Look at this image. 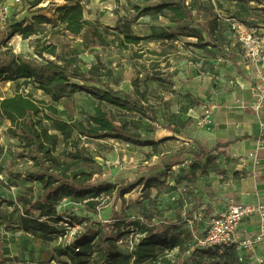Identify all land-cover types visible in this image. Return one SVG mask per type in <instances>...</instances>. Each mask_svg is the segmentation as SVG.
Instances as JSON below:
<instances>
[{
  "label": "rangeland",
  "instance_id": "1",
  "mask_svg": "<svg viewBox=\"0 0 264 264\" xmlns=\"http://www.w3.org/2000/svg\"><path fill=\"white\" fill-rule=\"evenodd\" d=\"M33 1L0 0V11L8 5V13L0 16V60L6 58L5 52L9 51L38 65L53 56L45 53L41 57L35 49L54 43L59 59L79 63L96 80L89 85L124 91L132 97L139 95L150 113L142 117L140 129L133 131L136 133L135 140L89 138L74 132L70 143L66 144L60 137L55 153L62 161L72 163L73 169L91 173L94 180H107L117 187L130 183L134 187L120 198H116L114 191H105L92 198L98 202L95 209H89L86 201L62 196L57 204L58 212L75 219L57 224L64 231L57 234L28 232L18 226L21 198L28 196L25 188L32 187L39 196L42 185L24 175L33 162L23 156L24 142L13 131L11 121L0 117V196L5 200L0 208V264H73L67 255L59 256L54 248L70 243L74 231L84 229L87 224L113 235L124 233L119 242L108 241L107 244L130 253L136 241L143 236L139 228L130 223L147 227L172 225V232L180 234L181 242L173 249L166 244L158 248L161 257L169 260L167 264H225L219 258V252L201 249L196 242L207 228L210 213L216 211L214 207L228 203L227 184L231 178H237L227 166L226 159L215 152H211L208 159L198 163L194 161L193 153L197 150L195 143L201 142L195 136L201 127L198 120L204 114L201 105L210 103L208 98L199 97L200 92L204 91L202 83L208 69V65L205 62L202 64V61L209 58L214 41L205 33L203 41L181 36L159 43L147 37L139 44L130 43L125 47L122 44L125 34L111 27L118 25L120 20L130 22L125 33H143L144 36L164 31L172 25L154 9L146 10L144 17L136 22L138 12L129 8L131 2L139 3L141 8H150L177 0H145V3H142L143 0H89L83 2L87 19L100 24L101 31L112 41L105 47L93 48L84 42L82 36H70L58 25L56 7L67 3L66 0H43L38 5H34ZM235 1L217 0L215 5L212 0H191L190 4L196 9L197 18L212 21L218 43L222 42L225 46L233 43L234 49H237L235 57H244L248 65H252V72H243L251 76L256 68L252 60L246 57L247 49L239 41L234 21H248L264 36V30H259L264 24V0ZM200 7L203 9L198 13ZM163 13H169V10L164 9ZM34 15H46L52 18V22L37 23ZM22 20L26 21L24 25L33 24L35 33L29 38H23L20 33L11 36V25ZM193 27L201 29V22L193 23ZM174 63L180 66V70L187 69L191 91L186 90L182 94L180 88L168 90L169 83L172 82V88L173 82H182L180 79H170L169 75H165L167 70L163 71ZM22 81L18 80L19 83ZM18 82L0 81V98L12 96L18 90L25 94L31 92L36 99L51 101L35 84L17 88ZM163 92L172 93L170 100L165 98V94H159ZM169 101L179 108L171 111ZM54 104L59 108L58 116L68 121H86L88 113L93 112L99 104L104 110L115 113L118 120L127 123L129 128V122L141 115L137 110L130 109L134 107L130 99L126 101L129 108L117 107L101 101L88 90H80ZM185 104L186 111L183 110ZM193 108L198 109L193 111ZM46 123L50 125V122ZM75 142L83 159L70 155L75 151ZM203 144L208 147L206 142ZM181 152L184 153L182 160ZM172 161L182 162L169 167ZM200 211L201 219L190 217V213L194 215Z\"/></svg>",
  "mask_w": 264,
  "mask_h": 264
},
{
  "label": "trees",
  "instance_id": "2",
  "mask_svg": "<svg viewBox=\"0 0 264 264\" xmlns=\"http://www.w3.org/2000/svg\"><path fill=\"white\" fill-rule=\"evenodd\" d=\"M42 1L34 0L33 4L38 5ZM66 1L67 3L56 7V19L58 25L64 29V33L74 37L82 36L84 42L93 48L111 44L112 41L101 31L100 24L86 18L84 0ZM132 8L138 12L136 17L141 16L146 10L154 9L167 17L172 25L167 30L154 32L148 36L122 31L125 34L122 43L125 47L130 43L139 44L147 37L153 40H169L188 36L203 41L204 32H206L210 40L214 38L212 21L208 20L207 24L201 25V29L191 26L195 21L194 8L183 0L156 4L154 7L146 9L133 4ZM164 9H168L169 13H163ZM34 20L37 23L52 22V18L46 15H34ZM25 22L22 20L12 24L10 35L20 33L23 38L32 36L35 33L34 25L31 23L24 25ZM244 22L248 25L251 24L248 21ZM35 51L41 57L48 53L53 58H46L45 62L35 65L6 51L7 57L0 60V81L18 82L19 79H23L21 83H16L17 88L29 83L35 84L38 89L49 96L52 102L36 99L31 92L25 94L17 90L12 96L0 98V117L11 121L14 127L13 131L24 142L23 156L33 162L31 168L25 170L24 175L31 180L39 181L42 185L39 196L36 195L32 187L25 188L28 196L21 198L22 206L18 226L28 232L57 234L64 232L63 229L57 227V224L64 220L70 222L74 218L66 217L58 212L57 204L62 196H72L75 201H86L89 209H95L98 202L92 198L105 191H114L116 198H120L134 187L133 183L117 187L107 180H94L91 173L73 169L72 163L62 161L55 153L60 137L66 144L70 143L74 132H77L78 136L89 138L115 137L135 140L136 133L133 131L140 129L142 117L147 116L150 109L142 104L139 95L132 97L124 91L101 89L89 85L96 80L90 77L79 63L59 59L56 44L48 43L37 47ZM80 82L84 84H80ZM80 90H88L101 101L117 107L129 108L126 101L130 99L134 105L130 109L137 110L141 115L129 122L131 128L127 127V123L120 122L115 113L104 110L100 104L95 107L93 112L88 113L86 121H68L60 118L58 116L59 108L54 102H59L64 97H71ZM46 121L50 122V125ZM228 144L230 143L218 146ZM74 146L75 151L70 154L72 158L83 159V156L78 153L76 142ZM1 148L0 143V150ZM195 148L197 150L193 154L194 161L197 163L205 158L208 159L212 152L199 142L195 143ZM183 154L181 152L180 160H182ZM180 162L182 161H172L169 163V167ZM4 202L5 200L0 196V208ZM190 217H192L191 213ZM130 224L135 225L143 233L130 253L114 249L107 244L108 241H119L124 233L118 232L113 235L103 232L102 229H95L88 224L74 235L70 243L59 244L55 246L54 250L59 256L67 255L73 264H167L169 260L161 257L158 248L166 244L170 249H173L181 242L180 234L172 232V225L147 227L140 223ZM206 250L219 252V258L225 264H243L238 259L239 252L235 245L227 246L223 251L212 248ZM95 253L96 257L93 256Z\"/></svg>",
  "mask_w": 264,
  "mask_h": 264
},
{
  "label": "crops",
  "instance_id": "3",
  "mask_svg": "<svg viewBox=\"0 0 264 264\" xmlns=\"http://www.w3.org/2000/svg\"><path fill=\"white\" fill-rule=\"evenodd\" d=\"M86 1L89 0H84V2ZM183 1L187 5L191 2V0ZM201 1L205 2V0ZM212 1L217 5V0ZM231 1L236 2L235 0ZM145 2L146 1L143 0L142 3ZM133 4L139 5V3L131 2L130 7H128L132 9L131 7ZM202 9L203 8L200 7L197 12L201 13ZM217 10L221 11L219 8ZM195 11L196 9L194 8L195 21L193 23L199 21L201 22V25L207 24L208 20L197 18ZM127 12L130 14V11ZM143 17L144 13L136 18V22ZM134 20L135 19H133V21ZM193 23L191 26H193ZM129 26V20H120L118 25L111 27L124 32L129 29ZM261 27L262 28L259 30H264V24ZM205 33L206 32H204V34ZM139 35L144 36L143 33H140ZM212 40L215 45L212 47L213 51H209V58L202 61V64L205 62V64L208 65V69L206 77L204 78L205 80L202 83L204 91L200 92L199 97L208 98L210 101L209 105H214L215 110L213 111L210 122L203 127H199L195 136L201 141L199 143L204 147L205 145L203 143L206 142L208 146L207 149H210L212 152L225 158L227 166L234 172V175H236L237 178H231V181L227 184V190L229 191L228 203H226L225 206L221 205L220 207L216 205L214 207L216 211L210 213L209 216H212L217 211L225 209L233 203L244 205L257 203L264 204V146L258 151V157L256 160L249 156V152L257 150L258 143L261 140L264 141V108L258 113L251 108L252 96L250 88L253 85L256 71L255 73L253 72L255 76L254 74L252 75V73L251 76L247 73H243L244 71L252 72V65H248L244 57H240V59L235 57L234 54H236L237 49H234L233 43L232 45L227 46L222 42L218 43L215 35ZM157 42L160 43L165 41L157 40ZM225 51L229 53H226ZM179 67L180 66H177L174 63L168 65L163 71L167 70L165 71V75H169L170 79H180L182 81V84L173 82L172 88L170 87L172 82L169 83L168 90L180 88V93L184 94L187 91H191L189 89L190 83H188L189 75L187 69L180 70ZM159 94L165 93L163 92ZM165 95V98H169L170 100L172 93L170 95V92H168V94ZM210 99H212V101ZM168 105L170 106L171 111H175L179 108L176 103H170V101ZM203 106L204 105H201L202 111ZM186 109L187 106L185 104L183 110L186 111ZM193 109H195L193 111H196L198 108ZM189 110H192V108H189ZM189 141H191V139ZM223 143L230 144L221 147L218 146ZM226 197L227 196H223V198ZM257 222L256 216L244 219L238 228L239 236L242 238L250 236L257 228ZM263 252L264 246H260L258 253Z\"/></svg>",
  "mask_w": 264,
  "mask_h": 264
},
{
  "label": "built area",
  "instance_id": "4",
  "mask_svg": "<svg viewBox=\"0 0 264 264\" xmlns=\"http://www.w3.org/2000/svg\"><path fill=\"white\" fill-rule=\"evenodd\" d=\"M21 2V0H14ZM8 13V5L2 7L0 16ZM239 41L247 49L246 57L251 59L256 68V76L250 88L252 103L251 108L259 112L264 108V36L259 34L256 27L235 20ZM204 114L198 124L203 127L210 122L214 105L204 104ZM264 146V141L258 143L257 150L249 152V156L257 159L258 151ZM251 216L257 218V228L248 237L242 238L238 234L240 223ZM194 220L202 218V212L192 215ZM74 231V235L79 232ZM119 242V241H118ZM197 245L203 249H223L235 245L238 250V259L243 264H264V252H259V247L264 246V204H239L233 203L221 211L210 216L205 232L197 237Z\"/></svg>",
  "mask_w": 264,
  "mask_h": 264
}]
</instances>
